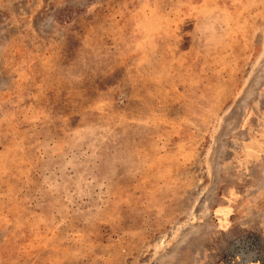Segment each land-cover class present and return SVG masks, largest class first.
I'll return each mask as SVG.
<instances>
[{
  "label": "rangeland",
  "instance_id": "obj_1",
  "mask_svg": "<svg viewBox=\"0 0 264 264\" xmlns=\"http://www.w3.org/2000/svg\"><path fill=\"white\" fill-rule=\"evenodd\" d=\"M0 264H264V0H0Z\"/></svg>",
  "mask_w": 264,
  "mask_h": 264
}]
</instances>
